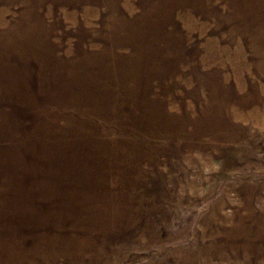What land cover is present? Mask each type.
I'll return each instance as SVG.
<instances>
[{"label": "rangeland", "instance_id": "374dc122", "mask_svg": "<svg viewBox=\"0 0 264 264\" xmlns=\"http://www.w3.org/2000/svg\"><path fill=\"white\" fill-rule=\"evenodd\" d=\"M0 264H264V0H0Z\"/></svg>", "mask_w": 264, "mask_h": 264}, {"label": "bare ground", "instance_id": "6f19581e", "mask_svg": "<svg viewBox=\"0 0 264 264\" xmlns=\"http://www.w3.org/2000/svg\"><path fill=\"white\" fill-rule=\"evenodd\" d=\"M13 234V233H12Z\"/></svg>", "mask_w": 264, "mask_h": 264}]
</instances>
